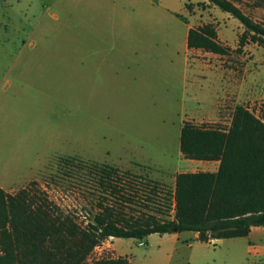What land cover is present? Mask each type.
Segmentation results:
<instances>
[{
    "label": "rangeland",
    "instance_id": "rangeland-1",
    "mask_svg": "<svg viewBox=\"0 0 264 264\" xmlns=\"http://www.w3.org/2000/svg\"><path fill=\"white\" fill-rule=\"evenodd\" d=\"M190 1L173 0V6L191 25L189 12L198 8L194 24H201L207 5ZM231 1L264 24V0ZM215 13L202 16L209 17L221 39L235 49L217 60L234 69L240 80L253 79L248 64L257 69L260 64L264 73V48L247 42L239 50L244 27L232 16L220 18L228 14L220 9ZM187 24L152 0H0V184L19 186L28 180L23 189L36 182L34 189L84 223L98 211L102 198L107 204L115 201L99 189L86 163L119 168L133 163L164 177L185 171L189 160L181 157V127L188 118L201 117V98L212 101L221 89L209 75L189 78ZM126 45L129 48H123ZM104 59L140 67L124 85V93H131L136 84L137 99L89 100L86 83L74 89L80 63L88 67ZM239 105L264 122V98ZM234 108L228 107L220 121L200 118L191 123L226 129ZM59 157H79L85 163L64 168ZM128 174L144 179L134 188L138 195L128 215L161 217L168 196L153 186L173 190V178L162 183ZM188 237L181 234L180 242L159 234L142 241L117 239L114 254L132 264H248L249 258L264 264V249L249 247L244 238L198 241L187 247L183 241ZM111 255L101 246L91 261Z\"/></svg>",
    "mask_w": 264,
    "mask_h": 264
},
{
    "label": "trees",
    "instance_id": "trees-1",
    "mask_svg": "<svg viewBox=\"0 0 264 264\" xmlns=\"http://www.w3.org/2000/svg\"><path fill=\"white\" fill-rule=\"evenodd\" d=\"M207 1L244 27L239 50L247 42L264 48L263 23L254 21L231 0ZM188 48L217 55L231 52L220 41L212 23L189 30ZM180 150L186 159L219 162V169L215 173H180L173 190L155 184L153 190L165 191L168 196L164 199L167 210L161 217L128 215L126 210L131 211L129 206L136 203L133 198L138 195L134 188L144 179L96 163L86 164L99 189L115 201L107 204L108 199L102 198L98 211L84 223L52 202L47 193L34 189L39 186L36 182L15 195L0 188V264H129L125 258L89 259L109 238L142 241L152 234L194 232L199 242L208 244L213 240L247 238L252 228L264 227L262 119L239 105L226 129L185 122ZM57 159L64 168L85 163L79 158Z\"/></svg>",
    "mask_w": 264,
    "mask_h": 264
},
{
    "label": "crops",
    "instance_id": "crops-1",
    "mask_svg": "<svg viewBox=\"0 0 264 264\" xmlns=\"http://www.w3.org/2000/svg\"><path fill=\"white\" fill-rule=\"evenodd\" d=\"M152 2L156 4L157 7H163L169 13L176 14L178 17L182 18V20L188 22L187 31L185 35V46H186L187 55H188V58L186 59V64L188 66V63L189 62L191 63V65L189 64V67H190L189 78L191 79L192 75L199 77V78H206L207 76L205 75H209L215 78L221 84V89L215 93V96H213L214 99L212 101H208L206 99L201 98V101L204 103V111L202 112V115L200 118L211 119L215 122L220 121L222 120L223 112L228 107H232L234 105V107L236 108L237 106H239V102H241L242 100H250L253 102L259 98H264V73L261 72V69L259 66L260 64L257 65L258 69L248 64V69L246 70H249V68L253 70L251 74L253 79L249 80L247 77L246 79L240 80L238 76L236 75V72H234V69L225 68L222 62L217 60L218 58H222V55H217V54L205 52L202 50H190L188 48L189 30L198 28L207 23H211L208 21L209 17L202 16V14L203 13L207 14L211 11H214L215 13V11H219L217 7L210 5L207 0L190 1V2H201L207 5V10L205 12L202 11L200 15L202 19L201 24H194V21L197 18V14H198V8L194 10L192 14H190L187 8V5L190 4V2L186 5V8L189 12L188 17L191 19V21H193V25H191L189 24L188 18L182 17L176 12L177 8L173 6L174 4L173 0H158V2H155L154 0H152ZM219 17L222 19H232L231 15L229 14H225V15L221 14L219 15ZM217 32H218L220 41L224 45L230 47V44L228 45L225 43L226 40L223 41L221 39L218 30ZM112 48L114 49L115 47H112ZM123 48H129V46L126 45V46H123ZM131 48H134V47H131ZM233 48H231V51L235 50ZM189 56L192 59H189ZM202 56H207L208 60L207 61L200 60L199 57H202ZM78 68H79V71L75 72V75L73 78L74 89H77V88L79 89V87L81 89V86L85 88V83H86L89 89V97H88L89 100L137 99L138 93L136 92V84H133L131 93H124V85L126 83V79L129 74L138 75L139 68H140L138 65L137 66L130 65L128 62H125L119 59L117 60L104 59V60L92 62L89 64L88 67H84L80 63ZM84 68H87V69L84 70ZM200 118H188L187 120H185V122L191 123V121L198 120ZM180 137H181V134H180ZM181 157L185 158L182 153H181ZM72 158H75V157H72ZM79 159H82V158H79ZM187 160H189V163L186 164L187 165L186 170L183 172H178L177 174H172L170 177H164L163 173H159L160 176L158 175L154 176L152 174V171L146 170L143 167H137V164H133V163H130L125 168H119V167H115L112 165L101 164L95 161L94 163L117 169L120 172H126L130 174L138 175L142 178L155 179L162 183L167 182L172 177L174 188L176 185V178L180 173H196V172L215 173L219 169V162H204V161H197V160H190V159H187ZM90 162H93V161H90ZM26 181L23 183H20L19 186L6 187L0 184V188H2L5 192L11 195H15L16 193L20 191V189L23 187ZM184 233L189 234V237L183 241L187 247H191L193 246L195 242H198L197 233H194V232H184ZM181 234H166V235H172L174 240H176L177 242H180ZM244 239L247 240L249 247L264 249V227L252 228L250 235ZM116 240H117L116 238H109L97 248H100L102 246V249L112 252V255L110 257L112 259L123 258L121 256H117L114 254L115 253L114 243ZM228 240H233V239H228ZM217 241L222 242L223 240H213L212 242H217ZM248 254L250 255V252H248ZM89 260L91 261V257ZM127 260L129 261V264H132L131 260L129 259ZM252 263L261 264L260 261L249 258L248 264H252Z\"/></svg>",
    "mask_w": 264,
    "mask_h": 264
},
{
    "label": "water",
    "instance_id": "water-1",
    "mask_svg": "<svg viewBox=\"0 0 264 264\" xmlns=\"http://www.w3.org/2000/svg\"><path fill=\"white\" fill-rule=\"evenodd\" d=\"M174 231H175V233H177V231H178V230H177V229H175Z\"/></svg>",
    "mask_w": 264,
    "mask_h": 264
}]
</instances>
